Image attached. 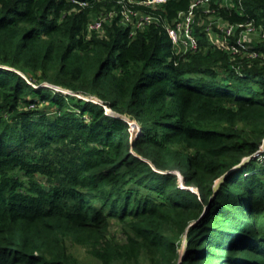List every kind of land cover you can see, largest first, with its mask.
Segmentation results:
<instances>
[{
    "label": "trees",
    "instance_id": "trees-1",
    "mask_svg": "<svg viewBox=\"0 0 264 264\" xmlns=\"http://www.w3.org/2000/svg\"><path fill=\"white\" fill-rule=\"evenodd\" d=\"M75 1L0 0V264H179L186 232L182 264H264V152L214 192L263 145L264 59L203 28L177 54L166 26L193 0ZM210 1L264 26V0ZM123 6L160 22L132 35Z\"/></svg>",
    "mask_w": 264,
    "mask_h": 264
},
{
    "label": "built area",
    "instance_id": "built-area-1",
    "mask_svg": "<svg viewBox=\"0 0 264 264\" xmlns=\"http://www.w3.org/2000/svg\"><path fill=\"white\" fill-rule=\"evenodd\" d=\"M73 3H76L75 0H70ZM97 1H109V0H97ZM225 4L223 3V0H220L218 3L221 7L224 8H233L235 4V0H231L229 3L228 0H225ZM119 4L129 2L131 4H144L146 6H152L154 2H158L160 4L165 3L166 0H117ZM81 6H85V3H79ZM124 10L121 11L122 14V20L121 23L124 26H130L132 24L133 28L136 29L132 31V35H135L134 32L138 29H143L144 26H147L149 24L160 22V19L152 14H143V16L139 19L140 15L142 13H139L138 11H135L133 9L125 8L123 6ZM155 8V7H154ZM196 10V13L199 9H203V13L208 16V18L212 17L214 13L220 14L219 11L211 7V1L210 0H193L192 5L190 7V10L185 13H180L178 18L175 19L172 24H167L166 31L169 35L170 40L172 41L173 47L175 50H179L180 52L187 53V52H197L199 50L200 42L199 38L195 35L194 31V24L196 21V14L194 12V9ZM209 14H207V13ZM117 12H111L109 14H103L101 17L95 19L93 22H91L88 25L89 32L92 33L93 31L97 32H103V24L107 22L108 18L113 16H116ZM220 18L221 15H219ZM224 19V18H223ZM217 21V20H216ZM222 21V19H221ZM125 22V23H123ZM216 23V22H213ZM220 25V36L223 37L224 41L223 43L221 40H218L217 44L212 42L214 45L213 47H221V49L225 50L229 54L233 55L234 57L236 55H240L241 57H249L252 59L262 57L264 59V53H260L258 50L259 46L264 45V26L263 25H255L253 22H247L246 24H232L229 21L225 20L215 24ZM224 31V35H223ZM258 32L261 36V39L256 44L255 48L251 47V43L246 41V34L251 32ZM208 36V35H207ZM209 42L210 38L208 36ZM222 39V38H221ZM211 43V42H210ZM136 122V121H135ZM137 123V122H136ZM130 125V131L133 135H141L142 131L140 129V125L137 123V128L134 129V127Z\"/></svg>",
    "mask_w": 264,
    "mask_h": 264
},
{
    "label": "rangeland",
    "instance_id": "rangeland-1",
    "mask_svg": "<svg viewBox=\"0 0 264 264\" xmlns=\"http://www.w3.org/2000/svg\"><path fill=\"white\" fill-rule=\"evenodd\" d=\"M225 0H223V3H220V4H225ZM228 2L230 3L231 2V0H228ZM136 6L137 5H144V4H135ZM144 6H146V5H144ZM159 6H160V3H158V2H154L153 3V5L152 6H149V7H155V8H159ZM124 10V8H122V10L121 11H123ZM196 8L194 9V12H195V16H196V21H195V24H194V31H195V35L197 36V29H200V28H203L202 29V32L203 33H205V34H207L208 36H209V38H210V46L211 47H213L214 45L212 44V42H214L215 44H217V42H218V40H221V42L223 43V41H224V39H223V37L222 36H220V25H215V24H218V23H220V22H222V21H224V19L223 18H221L222 19V21H221V19H219L220 18V16L217 14V13H214L213 14V16L212 17H210V18H208V16L206 15V14H204L203 13V9H199L198 10V12L196 13ZM207 13V12H206ZM207 14H209V13H207ZM143 16V13L140 15V17H138L139 19L141 18ZM121 17H122V14H121ZM217 20V21H216ZM213 22H216V23H213ZM123 23H125V22H123ZM133 27V26H132ZM134 30L136 29L135 27L133 28ZM138 30V29H137ZM136 30V31H137ZM225 33H224V31H223V35H224ZM222 38V39H221ZM261 39V36H260V34L258 33V32H256V31H254V32H251V33H247L246 34V41L247 42H249V43H251L250 45H251V47L252 48H255V46H256V44L258 43V41ZM200 47V46H199ZM175 52L177 53V54H183V52H180L179 50H175ZM184 55V54H183ZM43 86H48V85H45V84H43ZM53 88V87H52ZM66 93H68L69 94V92H66ZM85 99H92V98H85ZM128 122H130L131 120H129V118H126V117H124ZM139 124V123H138ZM180 185H181V187L183 188L184 187V189H191L192 191H196L195 189H196V187L195 186H190L189 188H187V186L186 185H184V184H182V182L180 181ZM197 193V192H196ZM118 228H119V225H116ZM114 227H115V225H114ZM117 234H120V232H117ZM183 244H184V241H183V243H182V246H181V250H180V252H183V250H184V246H183ZM70 250L77 256V257H79V259L80 260H82V261H84V262H86V263H90V259H89V257H88V255H87V253H86V251H85V249L82 247V246H80V245H77V244H75V245H72V246H70Z\"/></svg>",
    "mask_w": 264,
    "mask_h": 264
},
{
    "label": "water",
    "instance_id": "water-1",
    "mask_svg": "<svg viewBox=\"0 0 264 264\" xmlns=\"http://www.w3.org/2000/svg\"><path fill=\"white\" fill-rule=\"evenodd\" d=\"M69 94H71V93H69ZM119 116L120 115H118V114L115 115V117H119ZM125 117L128 118L127 116H125ZM128 124H129V122H128ZM140 129H141V126H140ZM132 136H133V134H132ZM263 152H264V142H263V145H262L261 149L256 154H254V155H252L250 157L244 158L239 165H237L234 168H232L229 172H227L219 180H217L216 183H215V186H214V192L216 193L219 190V188L221 187V185L223 184V182L229 176L230 173H232L233 171H235L237 169H240L241 167L247 165L253 158L259 156ZM179 178H180V181L182 182V184L185 185V180L183 179L182 175H180ZM195 192L198 193V189L197 188H196V191ZM208 209H209V207L206 208V211H208ZM187 244H188V240H187V232H186V235L184 237V244H183L184 250H183V252H180V261H179V264H182L183 263L184 256H185V252H186V248H187Z\"/></svg>",
    "mask_w": 264,
    "mask_h": 264
},
{
    "label": "bare ground",
    "instance_id": "bare-ground-1",
    "mask_svg": "<svg viewBox=\"0 0 264 264\" xmlns=\"http://www.w3.org/2000/svg\"><path fill=\"white\" fill-rule=\"evenodd\" d=\"M62 91L65 92V93L67 92V91H65V90H62Z\"/></svg>",
    "mask_w": 264,
    "mask_h": 264
}]
</instances>
